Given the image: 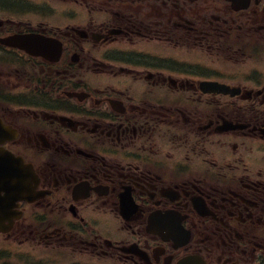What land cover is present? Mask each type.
<instances>
[{
  "label": "flooded vegetation",
  "instance_id": "1",
  "mask_svg": "<svg viewBox=\"0 0 264 264\" xmlns=\"http://www.w3.org/2000/svg\"><path fill=\"white\" fill-rule=\"evenodd\" d=\"M0 120V264H264V0H0Z\"/></svg>",
  "mask_w": 264,
  "mask_h": 264
},
{
  "label": "water",
  "instance_id": "2",
  "mask_svg": "<svg viewBox=\"0 0 264 264\" xmlns=\"http://www.w3.org/2000/svg\"><path fill=\"white\" fill-rule=\"evenodd\" d=\"M5 130V126L0 121V134L2 131ZM3 157V159H2ZM0 158L2 161H0V194L1 192L5 191L7 194H13L16 188L17 184V166L13 169V166L19 159H17L13 154L0 150ZM31 174V172H30ZM30 176L25 177L26 182H29ZM22 180H19L21 182ZM15 194H19L20 196H23L24 190L22 194L16 192Z\"/></svg>",
  "mask_w": 264,
  "mask_h": 264
}]
</instances>
